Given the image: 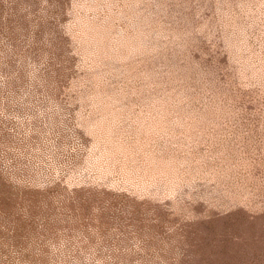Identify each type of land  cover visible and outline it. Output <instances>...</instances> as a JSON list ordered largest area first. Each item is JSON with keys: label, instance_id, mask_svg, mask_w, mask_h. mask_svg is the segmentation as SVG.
Wrapping results in <instances>:
<instances>
[{"label": "rangeland", "instance_id": "1", "mask_svg": "<svg viewBox=\"0 0 264 264\" xmlns=\"http://www.w3.org/2000/svg\"><path fill=\"white\" fill-rule=\"evenodd\" d=\"M0 264H264V0H0Z\"/></svg>", "mask_w": 264, "mask_h": 264}]
</instances>
